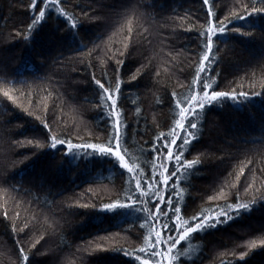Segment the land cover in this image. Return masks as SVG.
<instances>
[{
	"label": "trees",
	"instance_id": "obj_1",
	"mask_svg": "<svg viewBox=\"0 0 264 264\" xmlns=\"http://www.w3.org/2000/svg\"><path fill=\"white\" fill-rule=\"evenodd\" d=\"M29 2L0 0V83L5 76L14 81L9 87L19 90L15 94L17 104L21 105L17 107L0 96V264H17V239L25 252L30 253L32 264H64L65 260L71 264H138L113 249L142 246L147 232L139 228L142 213L129 209L127 215L111 216L75 207L77 203H95L98 209L101 203L111 202L117 196L122 202L131 203L123 200L128 175L121 176L99 156L83 154L74 163L58 168L66 146L56 152V160H52V149L39 154L41 150L27 143L28 140L44 141L48 135V130L35 119L36 115L45 118L53 132L65 133L74 143L97 142L89 133L106 140L104 115L95 109L98 90L92 77L101 79L103 73H107L106 78L115 85V69L119 67L115 59L120 57L113 59V53L124 50L128 35L126 25L120 31L124 21L117 13L124 9L126 0H66V10L77 16L87 12L101 17L95 25L84 21L87 34L82 32L84 39L77 43H71L64 35L63 26L57 30L55 25L60 24L62 18L55 14L34 34L30 43L17 37V31L27 34L32 17L27 7ZM135 2L146 6L139 8L143 18L133 20L132 48L121 74L127 85L123 88L125 99L121 107L130 125L125 145L130 162L138 165L143 175L151 177L153 165L160 160L150 150L156 146L159 133L169 131L174 119L171 93L187 95L195 74L200 54L198 30L206 21V9L202 0ZM244 2L252 4V0ZM233 5L234 0H216L213 10L218 11L217 19H224L233 10L246 15ZM254 6L261 5L257 2ZM252 20L257 25L255 28L241 30L254 33L255 39L229 30L215 41L214 55L219 62L210 72L213 76L219 74L217 90L230 91L242 83L243 90L251 91L250 85H253L259 91L264 83V41L260 39V26L264 21L259 17ZM240 23L232 27H240ZM192 28L196 30L189 31ZM93 42L101 48L89 56ZM142 66L143 72L132 81V76ZM20 91L26 95L20 97ZM28 92L32 93L31 97L27 96ZM24 108L32 111L33 116ZM260 122L258 101L240 113H233L227 106L223 109L216 106L207 113L201 140L185 157L193 159L205 153L202 165L189 177L190 187L187 183L181 185L188 188L184 201L187 216L222 203L209 202L207 197L218 193L225 181L236 183L245 201L252 199L250 193H244L248 183L264 191V147L259 140L246 142L260 136ZM164 152L166 154L167 150ZM34 155L37 158L25 160ZM164 163L167 166L168 162ZM242 167L245 174L237 182ZM224 190L227 192L228 188ZM93 193L99 199L94 200ZM231 202H235L234 197ZM152 209L155 211L154 204ZM26 223L29 228L19 236L12 232L13 225L19 229ZM262 226L264 207L257 203L250 215L236 223L202 237L197 235L190 243L178 247L180 253L189 250L188 255L180 256V264L190 259H195L196 264H236L241 251L248 252L245 264H264V248L250 250L245 246L247 241L261 234ZM159 227L157 223L156 228ZM98 236L109 237L102 242L107 251H78ZM37 241L30 250V245ZM234 248L237 249L235 255Z\"/></svg>",
	"mask_w": 264,
	"mask_h": 264
},
{
	"label": "snow or ice",
	"instance_id": "obj_2",
	"mask_svg": "<svg viewBox=\"0 0 264 264\" xmlns=\"http://www.w3.org/2000/svg\"><path fill=\"white\" fill-rule=\"evenodd\" d=\"M257 2L260 3V7L254 6ZM65 4L66 0H30L27 7L32 13V17L27 26V34L17 31L15 35L30 43L34 34L44 27L49 20L53 19V14H55V17L62 18L60 24L55 25L57 30L60 31L61 26H63L62 31L65 36L70 38L71 43L82 42L84 36L81 33L87 34L84 29V21L88 20L95 25L101 21V17L94 13L90 15L87 12L77 16L74 12L67 11ZM202 5L206 9V21L204 24L199 25L198 47L200 54L198 63L195 65V74L188 85L187 95L175 91L171 93L174 119L171 122L169 131L166 133L160 132L156 138V146L150 150L155 152L160 160L159 164L153 165L154 172L151 177L143 175L141 168L130 162L128 148L125 147L127 129L130 125L126 122L125 113L121 107L122 101L125 99L123 88L127 86L122 81L121 74L126 58L130 55L132 48V38L135 31L133 20L143 18V15L139 13V8L146 6L136 3L135 0H126L124 9L117 13V16L124 21L120 24V31H123L126 25L128 35L124 50L113 53V59L117 56L120 57L115 59L116 64L119 66L115 69V85L113 86L110 79L106 78L107 73H103L101 79H97L95 75L92 77V81L98 90V102L95 104V109L104 115L105 128L103 131L106 140L92 136L89 133V136L97 142L74 143L65 133L53 132L47 120L40 115H36L35 119L40 122L44 129L48 130V135L44 141H27L28 145L41 150L39 154H44L45 150L52 149V160H56L55 153L60 152L61 148L66 146V151L61 153L58 168L63 167L65 163H74L83 154L84 156H99L101 160H107L110 166L115 167L121 176L128 175L126 181L128 187L125 190L123 200L131 201V203L122 202L120 197L117 196L111 202L101 203L98 209L95 203H77L75 207L78 209H91L94 212L110 214L111 216L127 215L129 209L142 213L143 222L139 225V228L147 230L142 239V246L132 249L123 247L113 249L122 252L125 257L134 259L138 264H180V256L188 255L189 250L186 249L184 253H180L177 251L178 247H183L184 243H190L197 235L202 237L222 227L236 223L242 217L250 215L255 210L257 203L264 207V191L261 188L254 187V183H248L244 188L245 194L250 193L252 195L251 200L245 201L241 198L237 184H228L225 181L218 193L207 197L209 202L222 201V203L213 204L208 208H201L195 214L187 216V204L184 201L187 198L188 188L181 187V185L187 183L190 187L189 177L202 165V157L205 153L201 152L193 159H186L185 157L200 142L204 131L203 125L209 111L215 110L216 106L221 109L227 106L233 113H240L250 106H254V103L258 101L261 111L260 136L251 138L246 142L255 143L259 140L261 147H264V83H261L259 91H256L253 85H250L251 91L243 90L242 83L239 87H233L230 91L217 90L219 87V74L213 76L210 72L214 65L219 62L214 53L217 47L215 41L221 35L231 30L232 33L239 36L255 39L254 33L242 31L241 29L255 28L257 25L252 20L253 17H259L264 21V0H252L251 5L245 3L244 0H234L233 7L238 6L246 15H241L233 10L230 11L228 16L220 20L217 19L218 11L213 10L216 6V0H202ZM237 22H241L240 27H232ZM260 27L262 32L260 39L264 41V25ZM193 30L196 29H189V31ZM79 47L80 44H77V48ZM84 47H87V45H84ZM100 48V44L93 42V47L89 49L88 55L91 56ZM81 62L83 63V60ZM101 63H104V61L102 60ZM88 66L92 67L91 63ZM143 67L138 69L137 73L132 76V81L137 80L138 76L141 75ZM13 83V80H8L5 76L4 81L0 83V96L11 101L17 107H21L20 104H17L18 97L15 94L19 90L9 87ZM25 95V92L20 91V97ZM51 95V92H49V96ZM27 96L31 97L32 93L28 92ZM44 108L45 110L48 108L46 103ZM23 110L29 116L34 114L28 108ZM137 111L140 110L137 109ZM161 140L164 143L161 144ZM16 143L19 144L20 142ZM164 149L167 150L166 154ZM33 158L37 157L35 155L34 157H25V160ZM164 161L168 162L167 166ZM244 174L245 169L242 167L239 174H237V182ZM39 179L41 186H43L44 177L41 176ZM161 185H163V188H161ZM225 187L228 188L227 192L224 190ZM92 196L94 200L99 199L95 193ZM233 197L235 202H231ZM153 204L155 205V211L152 209ZM165 207L167 211L164 210ZM5 216H7V213H5ZM157 223L160 225L159 229L156 228ZM28 228L29 225L26 223L19 229L13 225L11 230L19 236ZM108 239L107 236H98L95 241H89L83 248H78V251H107L108 249L103 247L102 242ZM36 243L38 241L30 245V250L35 248ZM16 245L19 251L17 264H32L30 253L25 252V248L19 239H17ZM245 246L250 250L264 248V226H262L261 234L255 239L247 241ZM236 250L233 249V255H235ZM247 256L248 252L241 251L236 264H245ZM64 264H71V261L65 260ZM185 264H196V260L190 259L185 261Z\"/></svg>",
	"mask_w": 264,
	"mask_h": 264
},
{
	"label": "rangeland",
	"instance_id": "obj_3",
	"mask_svg": "<svg viewBox=\"0 0 264 264\" xmlns=\"http://www.w3.org/2000/svg\"><path fill=\"white\" fill-rule=\"evenodd\" d=\"M158 229V228H157Z\"/></svg>",
	"mask_w": 264,
	"mask_h": 264
}]
</instances>
